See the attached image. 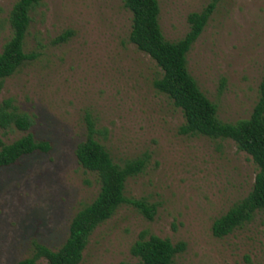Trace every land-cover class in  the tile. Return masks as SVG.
I'll use <instances>...</instances> for the list:
<instances>
[{
  "label": "rangeland",
  "instance_id": "obj_1",
  "mask_svg": "<svg viewBox=\"0 0 264 264\" xmlns=\"http://www.w3.org/2000/svg\"><path fill=\"white\" fill-rule=\"evenodd\" d=\"M17 1L0 0V52ZM158 1L163 33L178 41L190 30L189 14L212 0ZM32 15L25 51L39 56L5 79L0 104L13 98L34 124L28 131L0 127V139L32 133L51 150L0 167V264L28 257L35 241L59 249L74 215L97 197V174L76 157L87 113L108 130L97 138L115 162L150 156L128 179L126 196L157 210L149 219L132 203L121 205L93 232L80 264L137 262L131 248L144 231L186 242L173 264H264V210L227 236L212 230L253 189L257 164L233 140L180 132L183 112L154 86L162 69L130 41L133 13L124 1L43 0ZM67 30L73 34L55 43ZM188 64L223 121L249 118L264 78V0H218Z\"/></svg>",
  "mask_w": 264,
  "mask_h": 264
},
{
  "label": "trees",
  "instance_id": "obj_2",
  "mask_svg": "<svg viewBox=\"0 0 264 264\" xmlns=\"http://www.w3.org/2000/svg\"><path fill=\"white\" fill-rule=\"evenodd\" d=\"M133 13L130 41L139 50L149 54L162 69L163 74L154 81L155 88L171 98L181 108L185 123L180 132L186 135H202L211 139L233 140L238 148L252 156L258 166L253 189L224 215L215 220L212 230L216 237H224L236 228L251 222L258 211L264 210V78L260 83V96L251 116L237 122H226L219 117V107L200 88L191 74L188 54L202 34L218 0H212L200 12L189 14V32L178 41L166 39L160 24L161 7L158 0H123ZM43 0H18L9 16L11 37L0 52V90L6 78L12 76L22 65L39 56L37 52L25 51V39L33 21L32 13ZM73 31L67 30L54 42L67 40ZM87 137L76 149L79 164L97 174L100 191L97 197L80 209L73 217L69 235L64 244L53 250L39 242L33 243L32 253L17 264H38L46 259L48 264H80L93 232L112 218L118 208L132 203L149 219H153L157 206L145 200H129L126 196L127 181L142 173L149 161L146 154L124 164L115 162L110 151L97 138L107 136L106 128L99 129L90 113L86 115ZM34 124L32 115L23 112L13 98L0 104V127L28 131ZM51 144L36 140L32 133L5 143L0 139V167L15 164L23 156L36 151L49 152ZM140 234L131 248L138 261L132 264H173L175 257L186 250V242L173 243L169 238Z\"/></svg>",
  "mask_w": 264,
  "mask_h": 264
}]
</instances>
